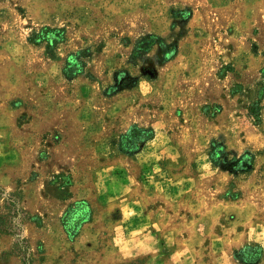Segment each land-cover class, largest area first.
Masks as SVG:
<instances>
[{
    "label": "rangeland",
    "instance_id": "1",
    "mask_svg": "<svg viewBox=\"0 0 264 264\" xmlns=\"http://www.w3.org/2000/svg\"><path fill=\"white\" fill-rule=\"evenodd\" d=\"M3 196L29 264H264V0H0Z\"/></svg>",
    "mask_w": 264,
    "mask_h": 264
},
{
    "label": "trees",
    "instance_id": "2",
    "mask_svg": "<svg viewBox=\"0 0 264 264\" xmlns=\"http://www.w3.org/2000/svg\"><path fill=\"white\" fill-rule=\"evenodd\" d=\"M46 31V30H43ZM37 43L44 42L49 46H54L60 39L50 41L43 35L38 34ZM3 199L4 214L0 215V233L10 234L13 236V249L21 258L23 264H29V247L22 237V223L25 217L24 211L20 207L19 202L13 197H0Z\"/></svg>",
    "mask_w": 264,
    "mask_h": 264
}]
</instances>
